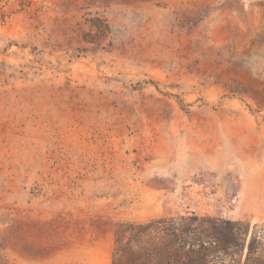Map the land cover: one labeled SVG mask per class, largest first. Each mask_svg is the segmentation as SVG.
Listing matches in <instances>:
<instances>
[{
  "label": "rangeland",
  "instance_id": "obj_1",
  "mask_svg": "<svg viewBox=\"0 0 264 264\" xmlns=\"http://www.w3.org/2000/svg\"><path fill=\"white\" fill-rule=\"evenodd\" d=\"M191 213L264 223V0H0V264Z\"/></svg>",
  "mask_w": 264,
  "mask_h": 264
},
{
  "label": "trees",
  "instance_id": "obj_2",
  "mask_svg": "<svg viewBox=\"0 0 264 264\" xmlns=\"http://www.w3.org/2000/svg\"><path fill=\"white\" fill-rule=\"evenodd\" d=\"M94 21L89 25L96 39L89 42L98 43L109 26ZM111 264H264V223L193 213L122 223Z\"/></svg>",
  "mask_w": 264,
  "mask_h": 264
}]
</instances>
